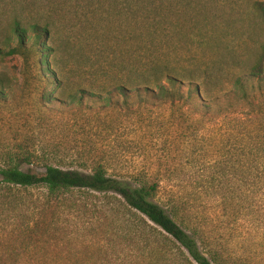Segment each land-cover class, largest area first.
Listing matches in <instances>:
<instances>
[{"label": "rangeland", "instance_id": "1", "mask_svg": "<svg viewBox=\"0 0 264 264\" xmlns=\"http://www.w3.org/2000/svg\"><path fill=\"white\" fill-rule=\"evenodd\" d=\"M254 2L264 0H0V168L89 174L100 165L134 185L144 179L184 204L225 264H264V159L230 121L264 120V29ZM12 14L26 28V50L7 54L19 46ZM46 22L38 53L28 25ZM237 61L243 73H261L244 84L248 102L230 96L227 110L222 97L238 91L242 75ZM152 68L184 94L192 88L193 104H170L163 81L152 95L130 88L120 96L121 79ZM45 194L24 192L27 205L14 212L0 204V264H95L85 261L100 253L86 233L44 236L48 225L89 227L78 213L35 207ZM16 228L29 236L11 235ZM67 254L69 263L45 262Z\"/></svg>", "mask_w": 264, "mask_h": 264}, {"label": "trees", "instance_id": "2", "mask_svg": "<svg viewBox=\"0 0 264 264\" xmlns=\"http://www.w3.org/2000/svg\"><path fill=\"white\" fill-rule=\"evenodd\" d=\"M252 10L260 20L264 29V3L254 2ZM4 11V12H3ZM0 10L1 19L6 17V10ZM11 20V21H9ZM8 29L19 42V48L10 49L7 54L24 52L22 46L26 28L23 26L21 16L10 15ZM51 23L46 22L43 28L38 23L29 24L36 42V52L42 49L39 41L48 34ZM39 30L44 32L40 34ZM42 32V33H43ZM7 37L4 41H7ZM264 54V45L261 48ZM242 62L237 61L232 67L240 70L234 79L236 93H227L222 99L228 101L230 96H236L240 101L248 102V95L244 84L248 77L260 75L257 69L243 73ZM148 77L135 74L124 78L116 85V89L124 91L133 88L136 94L152 95L153 88L163 90L167 83L170 93V104H193L190 93L184 94L180 90L179 81L168 74L150 69ZM123 81V84L121 83ZM194 96L199 98L197 91ZM226 109L234 105L229 101ZM251 106L252 104L249 103ZM247 118L236 117L231 121L234 133L242 141L252 142L255 146L253 152L258 153L259 160L264 159V120L250 115ZM229 121V120H228ZM251 151V149L249 150ZM239 156L245 158L251 153L241 147ZM254 157V156H253ZM258 160V161H259ZM261 165H258V168ZM139 178V177H138ZM36 188L45 190L42 201H33L35 207L43 210H66L83 216L88 220L89 227L77 231H68V228L58 229L49 225L44 231L47 238L61 237L66 234L86 233L93 242L89 245L100 253L96 259L89 258L86 262L95 264H225L223 257L211 241L205 236L203 230L193 223L186 214L184 204L176 200L175 196L158 187L157 184L148 183L144 179H137L135 185L130 181L106 174L103 166H96L91 173L84 174L78 171L61 170L48 166L39 173L23 172L17 166L0 168V204H7L10 211L18 210L19 206L27 205L23 193ZM157 199V202L155 201ZM27 233V234H26ZM11 235L29 236L26 229L11 230ZM43 260V259H42ZM45 262L72 261V254L66 258L50 256ZM15 262V260L13 261Z\"/></svg>", "mask_w": 264, "mask_h": 264}]
</instances>
